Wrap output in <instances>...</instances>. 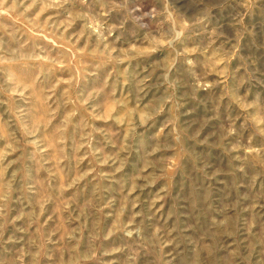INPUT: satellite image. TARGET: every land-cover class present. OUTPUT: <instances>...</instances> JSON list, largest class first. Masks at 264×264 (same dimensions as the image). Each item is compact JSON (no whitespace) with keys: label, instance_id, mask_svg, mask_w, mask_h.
<instances>
[{"label":"rangeland","instance_id":"1","mask_svg":"<svg viewBox=\"0 0 264 264\" xmlns=\"http://www.w3.org/2000/svg\"><path fill=\"white\" fill-rule=\"evenodd\" d=\"M0 264H264V0H0Z\"/></svg>","mask_w":264,"mask_h":264}]
</instances>
